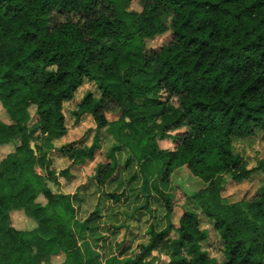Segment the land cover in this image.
I'll return each instance as SVG.
<instances>
[{
    "label": "trees",
    "instance_id": "obj_1",
    "mask_svg": "<svg viewBox=\"0 0 264 264\" xmlns=\"http://www.w3.org/2000/svg\"><path fill=\"white\" fill-rule=\"evenodd\" d=\"M132 1L0 0V109L7 117L0 118V145L14 144L0 160V264H52L54 255L63 256L58 264H87L82 244L104 248L98 232L118 234L126 227L120 215L131 222L153 215L151 199L163 209V227L148 224L146 242L133 252L124 242L114 253L104 249L96 264H151L153 252L166 254L168 264H264V158L251 197L230 203L222 195L228 180L252 179L232 139L264 140V0H137L139 11ZM165 33L166 43L146 48ZM85 80L99 84L100 97L86 94L72 114H89L113 141L89 178L96 203L81 220L90 183L73 193L51 185L94 160L82 141L54 146L67 132L64 105ZM165 136L172 150L159 148ZM51 155L69 166L56 172ZM182 168L203 186L183 194L175 226L174 193L166 187ZM120 204L131 205L130 215L115 210ZM13 211L36 224L21 228L11 222ZM203 219L219 238L220 263L205 246Z\"/></svg>",
    "mask_w": 264,
    "mask_h": 264
},
{
    "label": "rangeland",
    "instance_id": "obj_2",
    "mask_svg": "<svg viewBox=\"0 0 264 264\" xmlns=\"http://www.w3.org/2000/svg\"><path fill=\"white\" fill-rule=\"evenodd\" d=\"M130 8L133 10L139 11L140 6L137 0H133ZM170 36L169 33H165L161 36H157L153 39H149L146 41V48L151 49H157L162 44L166 43L169 40ZM92 94V96L96 99L100 97V90H99V84L97 82L87 81L85 80L83 84L76 90V92L73 95V100L69 103H66L64 105L63 113L65 117V124L67 127V132L64 135V137L61 139L60 144H71L75 143L76 141H82L87 146L91 147L95 153L94 160L93 161H87L84 164L80 165H74L70 167V173L72 177L70 179H67L66 177H58V180H60L63 185V188L70 192H73L78 188L81 183H87L90 185L88 187V191L86 194H90L94 189L96 190V186L92 184L91 181H89V178L93 176L94 169L96 164L98 163H104L106 162L105 152L108 148V146L112 143V137L105 133L104 129H97L94 126V122L92 121V118L89 115H81L79 118H74L73 111L75 110V105L80 102L83 97L86 94ZM164 97V94L162 95ZM2 109V107H1ZM0 109V118L2 120H5L6 113L4 110ZM31 114L33 115L31 123L35 121V115H34V109H31ZM115 113L108 114L109 119L114 120L116 119V115L113 116ZM106 135V136H105ZM110 136V137H108ZM30 138H31V144L30 147L34 149V144L36 140H39L38 132L35 129H32L30 131ZM157 144L159 148L161 149H167L172 150L175 146V143L172 141V138L170 136H165L161 139L157 140ZM101 146V149L98 150V148ZM14 144H4L0 145V160L8 153L13 150ZM98 150V151H97ZM231 150L234 155L238 156L241 160H243L246 163V166L248 169L252 171V179H246L241 182L236 181H230L228 180L227 183L224 186V190L222 192L223 197L228 202H236L243 199H248L252 196L253 192L260 186L261 179L263 176L260 175L258 171V163L259 161L264 158V140L262 136L255 137L253 139H242V138H233L231 143ZM53 157L52 162V168L58 172L61 169H64L69 166V161L66 159H59L56 158L54 155H51ZM128 177V173H122L121 178L123 181H125ZM173 183L175 185L166 187V190L169 192V194L172 192L174 193L173 203H174V212L172 216V223L177 226L178 225V219L180 214L182 213L183 208L186 207V202L184 200V193H187L189 195L190 193L198 190L203 186L202 182L198 179L190 176L189 172L185 169H179L175 172L172 178ZM53 189L57 190L60 189L61 186H53ZM115 186V184L109 186L110 188H105L106 191H111L112 188ZM146 191L149 192L150 188L149 185L146 184ZM129 186H126L125 189H128ZM168 188V189H167ZM129 191H126L125 194H129ZM153 194V192H152ZM96 195L88 196L86 198V201L82 203L80 207V211L78 209L77 217L78 219H83L88 216V214L93 211L94 205L96 203ZM42 199V198H40ZM132 198H129L131 200ZM123 200V197H121V201ZM151 207L155 208V212L153 215L147 214L144 217H141L139 221L131 222L132 220H129L125 215H120V220L125 219V228H120L114 235H109L105 232V230H100L98 232L99 235H102L104 238L99 243L104 244V248H99L96 251H90L88 248L85 247V245L82 247L86 263L87 264H96L98 261V253L104 254V249H107L108 252L114 253L117 246L120 244L129 245L130 249L129 252H133L139 243L146 242L147 241V227L150 223L159 224L160 227H163L164 220H162L163 215V209L160 206L159 201L154 202L153 199L149 202ZM134 204H137V206L142 205L140 201L134 202ZM131 206V205H128ZM126 204H120L118 208H115V210H126L130 215V208H128ZM19 212V211H17ZM155 216V217H154ZM125 217V218H124ZM32 223L36 224L35 221L31 218H27ZM103 221V220H102ZM14 224L19 223L22 224L21 227L23 228H30V225L25 220L23 216H20L19 218L14 219ZM106 222V221H103ZM131 222V223H130ZM202 228L206 229L209 233V242L205 245L206 248L209 250L210 254L217 258L218 262H222L223 257L221 253L219 252V244H218V236L216 233L212 230L211 224L208 221H205L203 219L201 223ZM127 227L129 231L132 233H135V236L132 234L127 235ZM115 230V229H114ZM113 230V231H114ZM112 231V229H111ZM126 235L128 236V240H126ZM176 236L174 232H171L170 239H173ZM259 238L264 242V233H260ZM131 239V240H129ZM2 242L0 240V246ZM108 244V245H106ZM115 245V247H114ZM90 247V244H89ZM115 248V249H114ZM106 250V251H107ZM109 255V253H107ZM148 259L151 261V264H168L169 257L166 254H163L161 252H153L151 256L148 257Z\"/></svg>",
    "mask_w": 264,
    "mask_h": 264
},
{
    "label": "crops",
    "instance_id": "obj_3",
    "mask_svg": "<svg viewBox=\"0 0 264 264\" xmlns=\"http://www.w3.org/2000/svg\"><path fill=\"white\" fill-rule=\"evenodd\" d=\"M83 115H89V114H87V113H85V114H83ZM90 116V115H89ZM91 117V116H90ZM92 121H93V119H92ZM94 126H95V124H94ZM64 137V136H63ZM62 137V138H63ZM61 138V139H62ZM61 139H59V140H56V141H54V146L55 147H58V146H60L61 144H60V142H61ZM64 144V143H63ZM59 159H63V158H59ZM69 164V163H68ZM59 182H60V186H61V189H62V191L64 192V193H73V192H69L67 189L65 190L64 188H63V186H65V185H63V183L59 180ZM20 216H23L24 217V215L22 214V213H19V212H17V211H13V212H11L10 213V219H11V222L13 221V218L14 219H16V218H19ZM25 218V217H24ZM25 220L28 222V224H33L31 221H29V219H27V218H25ZM20 224V227L22 226V224L21 223H19ZM32 227H34V224L33 225H30V228H32ZM21 228H23V227H21ZM89 241H86V242H84L83 244H82V247L85 245V247L86 248H88L90 251H95V250H93L92 248H91V245H90V247H89ZM98 256H99V254H98ZM100 258H98V260H99ZM62 260H63V256L62 255H54V256H51L50 257V261H51V263L52 264H58V263H60V262H62Z\"/></svg>",
    "mask_w": 264,
    "mask_h": 264
}]
</instances>
